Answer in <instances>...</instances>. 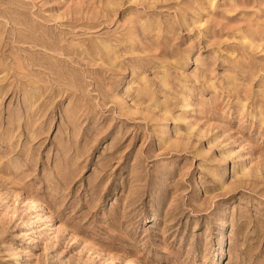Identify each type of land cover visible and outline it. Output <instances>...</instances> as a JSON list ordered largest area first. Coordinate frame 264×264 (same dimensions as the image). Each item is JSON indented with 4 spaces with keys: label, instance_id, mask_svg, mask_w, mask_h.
<instances>
[{
    "label": "rangeland",
    "instance_id": "1",
    "mask_svg": "<svg viewBox=\"0 0 264 264\" xmlns=\"http://www.w3.org/2000/svg\"><path fill=\"white\" fill-rule=\"evenodd\" d=\"M0 264H264V0H0Z\"/></svg>",
    "mask_w": 264,
    "mask_h": 264
}]
</instances>
